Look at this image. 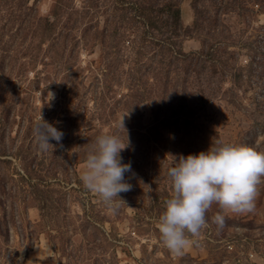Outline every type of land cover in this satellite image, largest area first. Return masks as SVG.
<instances>
[{"label":"rangeland","instance_id":"1","mask_svg":"<svg viewBox=\"0 0 264 264\" xmlns=\"http://www.w3.org/2000/svg\"><path fill=\"white\" fill-rule=\"evenodd\" d=\"M41 115L62 146L38 150ZM259 133L264 0H0V264H264V184L181 255L157 228L180 156ZM102 134L128 142L115 214L80 180Z\"/></svg>","mask_w":264,"mask_h":264},{"label":"clouds","instance_id":"2","mask_svg":"<svg viewBox=\"0 0 264 264\" xmlns=\"http://www.w3.org/2000/svg\"><path fill=\"white\" fill-rule=\"evenodd\" d=\"M50 96L53 99L54 93L50 92ZM123 117L121 127L125 130ZM34 136L38 150L45 152L50 147L54 149L52 140L62 146L64 133L41 115L34 126ZM261 137L264 133H259L257 140ZM127 145L115 134L98 136L80 174L83 186L97 195L113 214L121 202L125 203L119 194L132 190L125 179V174L132 171L131 165L121 162V152ZM167 175L173 191L164 202L157 228L164 246L181 255L193 242L189 237H198L208 226L206 213L213 204L221 210L212 218L220 230L225 227L228 216L254 210L257 187L264 184V151H258L257 145L217 141L207 151L180 156Z\"/></svg>","mask_w":264,"mask_h":264}]
</instances>
